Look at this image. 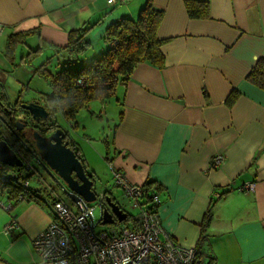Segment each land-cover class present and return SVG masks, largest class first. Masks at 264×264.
Here are the masks:
<instances>
[{
    "label": "crops",
    "instance_id": "0c3cea01",
    "mask_svg": "<svg viewBox=\"0 0 264 264\" xmlns=\"http://www.w3.org/2000/svg\"><path fill=\"white\" fill-rule=\"evenodd\" d=\"M145 1L0 0V86L9 104L19 95L22 102L43 103L48 85L34 88L35 95L24 101L21 94L32 87L25 80L47 60L51 72L68 66L55 50L66 45L70 30L94 24L91 47L70 63L82 67L109 47L105 29L135 18ZM185 1L152 0L163 13L157 27L164 40L163 66L136 64L112 97L95 104L112 125L102 156L127 181L159 186L156 211L166 234L195 246L202 264H264V90L245 79L255 60L264 57V0H197L207 3V15L199 17L187 15ZM24 31L31 33L7 58V36ZM33 50L30 66L23 64L22 57ZM56 58L63 63L51 70ZM8 80L16 97L8 96ZM232 91L237 95L229 104ZM88 109L91 116L102 113L89 104ZM80 153L95 174L88 155ZM219 154L220 167L212 160ZM250 183L252 191L240 189ZM103 191L114 198L111 190ZM125 198L123 205L115 202L131 208ZM11 215L17 226L4 234ZM51 220L49 208L33 200L16 201L11 211L0 207V264H52L41 262L32 246Z\"/></svg>",
    "mask_w": 264,
    "mask_h": 264
},
{
    "label": "built area",
    "instance_id": "2783aa9c",
    "mask_svg": "<svg viewBox=\"0 0 264 264\" xmlns=\"http://www.w3.org/2000/svg\"><path fill=\"white\" fill-rule=\"evenodd\" d=\"M125 0H107L108 4ZM0 26V32H1ZM82 83L83 80H79ZM0 139L6 137L0 131ZM22 160L18 169L7 167L0 162V207L11 211L14 202L25 200L24 195L16 193V187L30 189L37 198L43 199L48 206L52 220L32 240V246L41 262L52 264H202L199 251L195 246H183L166 234L158 214L159 197L155 190L146 192L142 184L131 183L111 164V176L116 186L130 201L131 208L136 209L133 216L135 223L120 224L118 227L95 230L101 222V211L107 208L104 201L105 192H97L95 201L101 213L94 219V206L80 199L73 209L64 202L50 184L38 174L42 188L31 186L28 178L20 175L22 171L37 173L21 151H15ZM36 157V155H35ZM224 157L217 155L213 160L215 166L223 164ZM254 183L241 190L252 191ZM150 194V201L143 198ZM119 223V222H118ZM17 226L13 215L3 226V233L9 234Z\"/></svg>",
    "mask_w": 264,
    "mask_h": 264
},
{
    "label": "trees",
    "instance_id": "16d2710c",
    "mask_svg": "<svg viewBox=\"0 0 264 264\" xmlns=\"http://www.w3.org/2000/svg\"><path fill=\"white\" fill-rule=\"evenodd\" d=\"M184 3L186 4L187 15L190 17L207 15L206 2L186 0ZM143 4L135 18H122L114 21L105 29L103 41L108 43L109 47L88 64L82 67L70 65V63L79 58V55L91 47L88 33L94 26L92 23L70 30L66 45L55 50L57 56L62 58L68 66L51 72L47 68L49 63V60H47L39 66L32 68L33 74L43 79L50 88L49 92L44 94L42 103L48 112V116L45 120L34 122L36 126L43 125L44 129L45 127H50L54 130L62 128L67 131L56 120L55 115L57 113L66 122H74L75 125L78 111L83 107L88 108V103L93 100L105 101L112 97L116 85L119 82L126 81L136 64L148 61L157 67L163 66L164 56L160 52V46L164 40L157 36V27L160 25L163 13L153 6L152 0H146ZM30 33L31 31H24L9 34L4 46L5 56L12 59L16 46L19 43H23ZM35 53L36 51L33 50L23 56V64L30 66ZM255 61L254 65L247 72L245 79L252 83V85L264 90V57L261 56ZM79 80H83V82L79 83ZM236 95L237 93L232 91L229 97H227V102L231 104L235 100ZM0 100L8 103L6 93L2 90L1 86ZM20 103H22V100H20L19 95L14 105L19 107ZM18 111H22V109L18 108ZM11 144L16 149H19L27 158L31 157V154L18 140L11 141L9 145L11 146ZM68 145L81 161L86 176L94 180L95 183V174L85 165L77 143L73 141L69 142ZM24 178L27 179L25 176ZM143 187L146 192L149 190L159 191V186L152 181H146ZM15 190L17 194L24 195L27 201L33 200L46 205L44 200L37 198L36 195L34 196L30 189L16 187ZM105 195L107 196L106 192ZM108 197L115 202L114 198ZM149 197L150 194H147L143 198L145 200L144 203L150 201ZM126 214L125 220H122L118 224L129 225L135 223L133 216L127 212Z\"/></svg>",
    "mask_w": 264,
    "mask_h": 264
},
{
    "label": "water",
    "instance_id": "95a60500",
    "mask_svg": "<svg viewBox=\"0 0 264 264\" xmlns=\"http://www.w3.org/2000/svg\"><path fill=\"white\" fill-rule=\"evenodd\" d=\"M18 108L22 111H17L24 112L26 118L17 119L15 129L12 130L6 120L2 123L15 133V138L31 155H36L37 161L58 182L63 195L71 203L75 204L81 198L88 202L95 200L97 192L94 189V180L86 176L81 161L68 145L74 141L70 131L62 128L54 130L50 127L44 129L43 125L36 126L34 122L45 120L48 116L45 107L37 101L22 102ZM24 126L28 127L27 131L23 130ZM18 130H22L21 134H27L29 138L18 136L16 134ZM30 144H33V148ZM0 162L17 168L22 165V160L5 139H0ZM104 201L107 208L100 213V224H113L115 221L125 220L127 214L116 202L108 196H105Z\"/></svg>",
    "mask_w": 264,
    "mask_h": 264
},
{
    "label": "rangeland",
    "instance_id": "374dc122",
    "mask_svg": "<svg viewBox=\"0 0 264 264\" xmlns=\"http://www.w3.org/2000/svg\"><path fill=\"white\" fill-rule=\"evenodd\" d=\"M18 54L19 52L16 53V60L18 59ZM58 62H60V65L63 63L61 59L56 58V60L54 61V64H51L49 68H51V70H54V66H57ZM36 63H37V60L33 62V64H36ZM31 73L33 75L32 70H31ZM31 73H28V77L26 78L28 80H25V82L31 81L30 86L32 87H30L29 89H26L25 91H23V94H21L23 97L22 99L24 101L31 99L35 95V92L37 90L39 91L40 89L38 87L39 85L46 84L45 81L41 79L40 77L38 76L32 77L30 75ZM10 79L13 80L14 77ZM13 81L8 80L7 88H6L8 90L7 91L8 96L11 98L16 97L18 95V93H16V90H14L13 88L15 86ZM8 85L10 88L8 87ZM34 88L37 90H35ZM88 104H89L90 109L95 111V114H98V112L102 111L99 117L96 115L91 116L92 114L87 113L89 109L83 107L82 109L78 111L76 115L75 122L77 123L75 125L73 123L66 122L59 113L55 115L56 120L61 126H63L64 128L68 129L71 132L74 139H76V141L78 142L80 149L84 151L86 155H88L90 165H92V167L95 170V176H94L96 177V185L94 188L95 191L101 192L106 189L111 190L115 198L114 200L120 203L121 205H123V203L125 202L124 200L125 196H123L121 188H118L115 185L114 179L111 176L112 174L111 170L109 166L106 164L107 163L106 160L102 156V154L104 155L105 153L104 151L107 150L106 142L110 135L112 125H110L107 122L106 117H104L103 115L104 114L103 110L98 108V106L94 108L95 104H100L98 100H93ZM0 131L4 137L11 140L9 131L1 123H0ZM88 133L90 134V136L88 139H86L85 134H88ZM101 150H103L102 153L100 152ZM30 164L36 169L37 173L36 172L33 173V171L28 172V173L22 171V175L28 178L31 186H35V187L39 186L40 188H42V190L44 189L43 185H41V180L38 178V174H39L45 180V182L53 185L59 190L60 193H62V190L60 189L58 182L54 178H52V176H50V174H48L47 171L44 170L43 166L37 161V159L34 158L33 155H31L30 157ZM63 198L66 201V203H69L73 209L75 208V204L71 203L65 196H63ZM89 203H91V205L95 207L94 211L92 212L93 218L98 219L100 215L99 213L100 210H99V207L97 206V203L95 201H92ZM125 205H126L125 206L126 208H123L124 211L129 213L131 216H135L137 211L135 209L130 208L129 203ZM119 225L120 224H118L117 221H115L113 224L112 223L98 224L95 230L109 229L111 227H118Z\"/></svg>",
    "mask_w": 264,
    "mask_h": 264
},
{
    "label": "flooded vegetation",
    "instance_id": "af4514ba",
    "mask_svg": "<svg viewBox=\"0 0 264 264\" xmlns=\"http://www.w3.org/2000/svg\"><path fill=\"white\" fill-rule=\"evenodd\" d=\"M17 110H18V106L14 105V104H9V102L5 103V102L0 100V123L3 124L2 121L6 120L8 125H9V127L12 130L15 129L16 120L19 119V118H21V119L26 118V115H25L24 112H18ZM9 127H6V128L9 131V135H10L11 140L13 141V140L16 139V141H17V138H15V135H14L15 133L12 130H10ZM27 128L28 127L24 126L23 130L27 131ZM21 132H22V130L21 131L18 130V131H16V134L18 136L21 135L22 137H24L26 139L29 138L27 136V134L22 135ZM6 140L8 141V143H11V140H9L8 138H6ZM30 145L33 148V144H30ZM11 146H12V144H11ZM13 148L15 149V151L16 150L20 151L19 149H16V147H14V146H13Z\"/></svg>",
    "mask_w": 264,
    "mask_h": 264
}]
</instances>
